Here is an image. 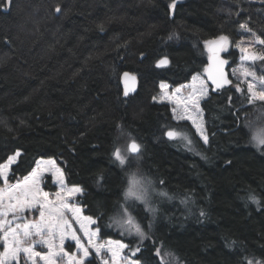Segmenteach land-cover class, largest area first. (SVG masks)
<instances>
[{"label":"trees","instance_id":"trees-1","mask_svg":"<svg viewBox=\"0 0 264 264\" xmlns=\"http://www.w3.org/2000/svg\"><path fill=\"white\" fill-rule=\"evenodd\" d=\"M170 2L0 0V165L21 153L14 181L37 160L55 159L68 184L83 189L77 203L99 238L125 243L130 256L139 246L131 257L140 264H160L157 248L167 264H264V145L246 123L264 102L249 105L247 83L232 76L231 85L211 87L201 104L207 143L155 102L160 84L204 75L207 41L227 36L223 56L234 68L238 42L264 39V0H177L174 10ZM253 72L264 78V62ZM124 73L136 78L127 95ZM169 130L187 135L191 148L167 140ZM132 141L141 153L120 166L112 153ZM132 174L156 193L150 207L129 201L143 241L115 223Z\"/></svg>","mask_w":264,"mask_h":264},{"label":"snow or ice","instance_id":"snow-or-ice-1","mask_svg":"<svg viewBox=\"0 0 264 264\" xmlns=\"http://www.w3.org/2000/svg\"><path fill=\"white\" fill-rule=\"evenodd\" d=\"M176 4L177 0H171L167 7L169 10H174ZM56 11H60L59 7ZM240 27L247 29L246 24H242ZM247 30L251 31L250 29ZM257 42L259 45L264 46V39H257ZM228 43L227 36H220L216 40L206 42L209 51L212 53L211 59L214 63L213 70L206 71H209L208 79L217 89L231 83L224 71V65L228 62L221 59L219 55L221 52L227 51L226 45ZM240 52L242 54L241 71L244 80L247 82V92L249 94L248 104L255 105L257 101L264 102V78L257 79L254 72H249L246 68H243L245 64L255 65L257 61L264 62V55H258L244 47L240 48ZM167 63L166 58L158 61V65ZM233 71L235 73L237 70L234 69ZM125 75L127 76V74ZM198 79V76L193 77L194 82ZM258 85L259 91L257 90ZM201 86L200 91L203 93V81H201ZM161 87L167 88V85L162 84ZM237 90L241 91L239 88ZM125 95H127V91ZM189 100L198 107V100L195 95L189 97ZM173 111L176 110L173 109ZM256 112L258 114L255 120H246V123L249 129L254 130L252 140L259 147L264 145V106L257 108ZM179 118L182 119L183 117ZM188 118L191 119L190 116ZM193 122L195 123V121ZM201 134L203 135L202 132ZM166 135L170 139H174L181 134L169 130ZM182 138L187 139L186 137ZM203 138L207 142V136ZM128 151L132 154H138L140 145L133 141L128 146ZM19 156L20 153L16 152L14 156L9 157L7 163L0 165V179L5 182V187L0 188V247L3 248V251L0 252V264H38V261L40 264H58V261L62 264H91L90 257L93 254L101 258V264H109L108 260L103 259L102 254H110L111 264H120L121 260H126L127 264H140L139 260L122 256L123 250L128 248V245L111 240L104 244L96 242L99 228L93 231L88 227V225L96 224V221L92 217H83L81 209L69 202L73 195L82 193V189L78 186L66 188L63 173L59 169H55L53 173L61 188L60 191L55 193V199H50V194L40 188L39 180L43 174V169L40 168L39 164L29 176L23 178L22 182L9 185L7 181L10 165ZM112 156L120 166H125L129 162L128 157L122 154L119 148L113 151ZM49 163L52 162L49 161ZM150 187L151 181L138 179L135 174H132L128 189L124 194V204L121 205L118 213L119 219L115 220L116 224L126 227L129 234L134 231L141 241L146 238V233L135 222V218L129 211V209L135 211V207L129 201L134 198L135 201H141L148 205ZM250 199L259 204L254 196ZM149 210L155 213V209L149 208ZM26 211L38 212L39 219L34 222L20 223L19 221L26 220L23 216ZM69 213L74 218L75 223L80 225L79 230L83 231L84 236L88 238L87 246L81 241V237L77 235L78 230L73 228V220L68 218ZM14 222L15 226L13 227ZM66 241L74 242L76 253H69L65 250ZM37 247L46 249V251H36ZM140 251L139 246L130 249L131 256H135ZM165 255L171 254L165 253ZM156 256L160 257V264H167L161 257L160 248L156 249ZM248 264H253V262L249 260ZM256 264H261V262L257 261Z\"/></svg>","mask_w":264,"mask_h":264},{"label":"rangeland","instance_id":"rangeland-1","mask_svg":"<svg viewBox=\"0 0 264 264\" xmlns=\"http://www.w3.org/2000/svg\"><path fill=\"white\" fill-rule=\"evenodd\" d=\"M178 1H182V0H178ZM260 46L261 45L258 44L257 38L254 35H252L251 37L246 38L243 41L237 43V45L235 47H236V49L239 52L238 61H237L236 66L234 68H231V70H230V73H231L233 78H236V80L241 79L243 82H246L244 80V78H243L242 71H241V68H242V65H241L242 54L240 52V48L244 47V48H247L250 51L255 52L256 54H258V52H260L259 51ZM226 49H227V51H229L230 46L226 45ZM227 51H225V52H227ZM243 68H246L249 72H253L254 65L253 64H245V65H243ZM234 69L237 70V71H235V73L233 71ZM194 76H198L199 77V79L197 81H195V82L193 81V77ZM194 76L191 78L189 83H187V84H185L183 86L176 87V88L171 87V86H169L168 84H165V83H163V85H167V88H162L161 87L162 84H160V92H159L158 98L155 100V102H157L158 104H168V105H170L171 109H172V114H173L174 121L176 123L189 122L191 124V126L195 129L197 135L202 140V142L203 143H207L208 139H207V142H205L204 138H203L204 136H207V134H206L205 123H204V115H203V111L201 109V104L207 98V96H208V94H209V92L211 90V86L209 85L205 75L196 74ZM256 77H257V75H256ZM249 79H251V78H249ZM257 79H260V78L257 77ZM201 81H203V90H204L203 93L200 91V89L202 87L201 86ZM177 89H179V91H177ZM194 89H195V93H194ZM257 90L258 91L260 90L259 85L257 86ZM193 95H195V97L198 100V107L193 105L191 103V101L189 100V97H191ZM257 102H260V101H257ZM173 109H175L176 111L174 112ZM189 116L191 117V119L188 118ZM179 117H183V118L181 119ZM193 121H195V123ZM173 131L181 134L180 136H178L174 140V143L176 144V146L183 145L187 149L191 148V143H189V137H187V135H185L184 133H182V132H180L178 130H173ZM201 132L203 133V135L201 134ZM182 137H186L187 139H184ZM130 143L131 142H128L126 144V147L123 149V154H125L126 156L130 155V153L128 151V146H129ZM14 155L15 154H13V155H11L9 157H12ZM20 155H21V153H20ZM9 157H8V159H9ZM18 158L19 157H17L15 162L10 165L8 181H7V183L9 185L16 184L18 182H22L23 178L26 177V176H29L33 172V170L37 168V166L39 164L40 168L43 169V174H42V176L40 177V180H39L40 188L44 192H48L45 189V187H44V185L48 181H49V183L52 186L55 187L54 191L48 192L50 194V197H49L50 199H55V193L57 191L61 190L60 184L57 181L56 176L53 174L55 169H59L63 173V180H64V184H65L66 188L74 187V186H71V185L68 184L64 171L60 168V166L58 165V163H57V161L55 159H39L35 163L34 168L26 176H24L23 178L14 180V181H10L9 180V176L11 174L12 168L18 162ZM8 159L5 162H3L1 165L7 163ZM49 161H51L52 163L50 164ZM0 181H1V184H2V185H0V188L5 187V182L3 181V179H1ZM83 193L84 192H83V189H82V193L73 195L69 202L71 204H73L74 206L79 207L81 209V215L83 217H87L84 214L82 207L77 203V199H79L81 196H83ZM153 193H155V192L152 191V188L150 187L149 188V193H148V205H149V202H150V197H151V195ZM131 200H134V198L131 199ZM137 202H141V201H137ZM149 207H150V205H149ZM24 214H28L27 217L24 216ZM23 216L26 218V220H21V221H19L20 223L34 222V221L39 219V213L36 212V211H26L25 213H23ZM68 218L70 220H73V228L78 230L77 231V235L81 237V241L87 246L88 238L86 236H84L83 231L79 230L80 229V225L78 223H75L74 218L71 216L70 213L68 214ZM14 226H15V222L13 224V227ZM96 226H97V222L94 225H88V227L91 230H93V231H95L97 229ZM107 241H109V240L102 241L99 238V233H98V237L96 238V242L104 244ZM111 241H115V240H111ZM121 243H123V242H121ZM123 244H125V243H123ZM71 245H74V242L66 241L65 242V250L67 251V247H69ZM2 251H3V248L0 247V252H2ZM36 251L44 252V251H46V249L37 247ZM73 253H76V248H75ZM122 256L134 260L130 255L127 254V248L123 250ZM102 257H103L104 260H108L109 264H111L110 254H102ZM98 259H99V261L101 263V258L98 257ZM38 264H40L39 261H38ZM58 264H62V262L58 261ZM120 264H127V262H126V260H121Z\"/></svg>","mask_w":264,"mask_h":264},{"label":"water","instance_id":"water-1","mask_svg":"<svg viewBox=\"0 0 264 264\" xmlns=\"http://www.w3.org/2000/svg\"><path fill=\"white\" fill-rule=\"evenodd\" d=\"M208 52H209V60H208V65H207V67H206V70L211 71V70H213L214 63H213V60L211 59V57H212V53L209 51V47H208ZM219 55H220V58H221V59L226 60V59L223 57V52H221ZM167 61H168V60H167ZM226 61H227V60H226ZM168 65H169V61H168V63L165 64V65H158V63H157V67H158V68L167 67ZM229 69H230L229 64H228V63L225 64V65H224V71H225V73H226V75H227L228 80H230ZM206 70H205V74H206V77H207V80H208L209 84H210L211 86L215 87V85L211 82V80L208 79L209 71H206ZM125 74H127V76H126ZM230 81H231V80H230ZM230 84H231V83H230ZM230 84H225L224 86H226V85H230ZM121 86H122V88L125 90V92L127 91L128 94H129V93H132V92L135 90V88H136V78H135L133 75L129 74V73H124V74L121 76ZM224 86H223V87H224ZM215 88H216V87H215ZM166 139H167V140H170V141L175 140V138H174V139H170L167 135H166ZM131 143H132V142H131ZM131 143H130V144H131ZM136 143H137V142H136ZM130 144H129V145H130ZM137 144H138V143H137ZM129 153H130V152H129ZM140 153H141V147H140V151H139L138 154H132V153H130V155L136 157V156H139Z\"/></svg>","mask_w":264,"mask_h":264},{"label":"flooded vegetation","instance_id":"flooded-vegetation-1","mask_svg":"<svg viewBox=\"0 0 264 264\" xmlns=\"http://www.w3.org/2000/svg\"><path fill=\"white\" fill-rule=\"evenodd\" d=\"M27 215H28V214H24V216H26V217H27ZM9 218H11V217H9ZM27 219H28V218H27Z\"/></svg>","mask_w":264,"mask_h":264}]
</instances>
